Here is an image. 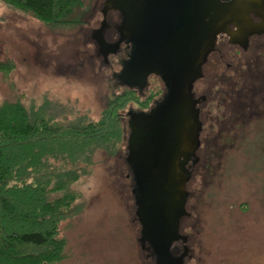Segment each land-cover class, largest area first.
I'll list each match as a JSON object with an SVG mask.
<instances>
[{
  "label": "rangeland",
  "instance_id": "374dc122",
  "mask_svg": "<svg viewBox=\"0 0 264 264\" xmlns=\"http://www.w3.org/2000/svg\"><path fill=\"white\" fill-rule=\"evenodd\" d=\"M101 7L102 0H86L82 23L50 29L0 1V61L16 66L9 74L0 72V102L20 96L38 108L48 100V113L61 122L99 121L108 102L126 91L115 87L111 73L101 67L90 39L95 22L103 19ZM122 121L118 154L99 150L91 174L75 186L83 211L61 225L68 244L60 264H156L140 243L135 184L128 178L127 117ZM230 149L235 155L220 159L224 153L219 152L214 159L215 168L223 161L226 170L218 169L213 181L200 178L197 198L191 200L203 215V241L188 264H264V215L238 218V223L227 216L264 209V134H240ZM251 185L261 198H246Z\"/></svg>",
  "mask_w": 264,
  "mask_h": 264
},
{
  "label": "water",
  "instance_id": "95a60500",
  "mask_svg": "<svg viewBox=\"0 0 264 264\" xmlns=\"http://www.w3.org/2000/svg\"><path fill=\"white\" fill-rule=\"evenodd\" d=\"M149 1L152 8L148 9ZM224 1L112 0L110 3L123 16L122 39L115 48L128 37L137 44V59L118 77L120 83L133 86L138 76L145 84L146 77L154 73L170 88L165 104L150 114L133 117L127 146V163L136 182V215L142 225L140 240L150 244L156 264H184L187 255L185 252L173 256L171 245L182 238L180 222L187 215L186 186L190 177L185 165L196 157L200 146L202 124L191 93L193 85L202 77L203 65L214 51L218 35L227 33L236 39L264 32V0ZM168 4H173L176 14L182 5L184 15L193 9V22L189 15L188 24H180L176 15L172 25L166 23V33L162 35L166 39L155 36L148 40L146 13L150 10L163 13L171 8ZM108 10L107 5L103 14ZM252 13L263 21L254 23L250 18ZM230 26H236L239 31H231ZM162 27L165 26L161 24ZM170 27L173 33H169ZM148 58L154 60V69L145 74Z\"/></svg>",
  "mask_w": 264,
  "mask_h": 264
},
{
  "label": "trees",
  "instance_id": "16d2710c",
  "mask_svg": "<svg viewBox=\"0 0 264 264\" xmlns=\"http://www.w3.org/2000/svg\"><path fill=\"white\" fill-rule=\"evenodd\" d=\"M50 29L82 23L86 0H0ZM13 61H0L9 74ZM133 92L112 98L97 122H61L48 100L36 108L21 97L0 102V264H60L64 221L83 211L75 189L100 150L115 157L123 144V112L141 103Z\"/></svg>",
  "mask_w": 264,
  "mask_h": 264
},
{
  "label": "flooded vegetation",
  "instance_id": "af4514ba",
  "mask_svg": "<svg viewBox=\"0 0 264 264\" xmlns=\"http://www.w3.org/2000/svg\"><path fill=\"white\" fill-rule=\"evenodd\" d=\"M111 1L102 0L101 13L103 19L95 22L96 25L92 30L90 39L94 44L96 57L101 61V67L111 73L110 79L113 82L115 81V87L125 88V92H133L141 98V103L132 102L127 107L128 110L122 114V119L127 117L128 137L130 139L132 134L130 124L133 117L138 114H150L165 104L168 100L170 88L161 76L154 73H150L146 77L145 84H142L141 79L136 78L138 76L135 77L136 84L134 83L133 86L120 83L118 77L125 72L126 67L135 63L137 59V44L134 39L128 37L120 43L118 48H115V45L122 39L120 27L123 16L119 10L112 8ZM170 1L173 3V0ZM220 2L225 3L224 0H220ZM107 5L109 10L104 15L103 11ZM168 5L171 8L163 13H153L151 10L146 13L148 40L153 39L155 36H159L161 40L166 39L162 37L166 33V23L172 25L176 15L180 24L187 25L189 15L191 16V22H193V9L190 13L184 15L182 14V5L180 11L176 14L174 12L176 9L172 7L173 4ZM147 6L148 9L152 8L150 1ZM250 18L254 23L263 21L253 13ZM161 24L165 27L161 28ZM230 30L239 31L236 26H230ZM169 33H173V27L169 28ZM153 61L152 58H148L146 61L143 69L145 74L154 69ZM100 69L103 71L102 68ZM202 72V77L194 83L191 92L193 99L197 102L196 109L202 124L200 146L196 157L190 159L185 165L186 174L190 177L186 186L188 192L187 215L180 222L179 233L182 238L174 241L171 245L173 256L178 257L185 252L187 253L184 264H188L189 261L196 258V246L203 241L200 226V219L203 215L190 204L191 200L196 199V195L199 193V179L202 178L206 182L207 178L211 176L209 179L213 181V175H216L217 170L224 168L223 161H219L217 168H215V155L223 152L224 154L220 159L235 155L229 151L231 150L230 144L240 134H264V32L250 34L248 37L242 35L236 39H232L227 33L218 35L215 49L208 56ZM156 82L160 83H158L159 86L156 85ZM129 168L131 173L128 178L131 180V184L133 182L136 184L133 171L130 166ZM210 180L207 183H211ZM251 182L253 181L251 180ZM247 193L246 198H254L255 196L261 198L256 194L253 186L250 187V191ZM262 195L261 205L264 203V194ZM195 209L196 211H194ZM262 214L264 215V209L257 214L250 211L248 214L243 212L240 215L241 217L239 215L227 216L238 223V218L261 216ZM136 219H138L137 215ZM140 232H142V225L140 226ZM140 243L142 248L148 251L147 256L156 259L150 244L141 240Z\"/></svg>",
  "mask_w": 264,
  "mask_h": 264
}]
</instances>
